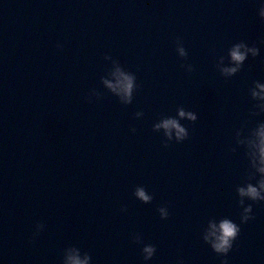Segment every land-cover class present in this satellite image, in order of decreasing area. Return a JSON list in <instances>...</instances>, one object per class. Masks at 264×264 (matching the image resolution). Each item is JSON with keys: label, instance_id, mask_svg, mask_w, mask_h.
I'll list each match as a JSON object with an SVG mask.
<instances>
[{"label": "water", "instance_id": "water-1", "mask_svg": "<svg viewBox=\"0 0 264 264\" xmlns=\"http://www.w3.org/2000/svg\"><path fill=\"white\" fill-rule=\"evenodd\" d=\"M261 3L0 0V264H60L68 247L90 264H145V245L147 264H264V203L237 191L250 183L264 196ZM238 42L259 54L225 75ZM118 69L135 76L128 105L107 87ZM168 118L188 139L175 143L173 130L165 148L155 125ZM238 199L252 205L245 224ZM225 218L240 233L221 257L210 225Z\"/></svg>", "mask_w": 264, "mask_h": 264}, {"label": "clouds", "instance_id": "clouds-1", "mask_svg": "<svg viewBox=\"0 0 264 264\" xmlns=\"http://www.w3.org/2000/svg\"><path fill=\"white\" fill-rule=\"evenodd\" d=\"M258 17L262 23H264V3H261L258 8ZM176 52L179 53L180 59H186L187 58V52L185 48L181 45V42L179 39L176 40ZM61 46L57 45V48L59 49ZM245 49L246 51L242 52L241 49ZM251 52L252 58L257 57L259 54V50L255 47H248L244 42H238L232 45L228 50V55L230 57V60L232 63L236 65V67H225L221 69V72L225 75L231 76L234 73H237L240 71L241 66L243 62L246 60L247 56L246 53ZM110 57H105L104 59H109ZM185 70L189 73L193 71L191 65L184 66ZM120 79L118 81V84L114 87L112 84H107V87L109 89H112L116 94L123 96L122 103L125 105L131 104L132 102V96L134 88L136 87L135 84V76L132 73L124 72L118 69ZM256 87L261 88L262 91H264V85H261L259 83L256 84ZM119 89V91H117ZM253 96L256 95V93L252 94ZM178 116L180 118H186L189 123H195L197 120V115L193 113L192 111H186L183 107H179L177 109ZM143 113L137 112L135 116H142ZM163 128L165 130V137L167 138V142L164 143L162 146L167 148L169 146V143L172 142V131H175V143L179 144L188 139V130L185 126L180 124L179 120L168 118L163 120L162 123L156 124L155 129ZM134 132L135 129H132ZM261 137V157H262V163H264V126H261V130L259 133ZM259 171L261 173H264V167L260 168ZM260 189L264 190V177L261 178L259 181ZM239 192V196H248L252 203H264V196L260 194V192L257 190L256 187L252 186L250 183L247 185V188L240 187L237 189ZM134 197L141 202L142 204H150L153 200L152 195L148 194L146 189L143 186H138L134 189L133 193ZM238 207L243 208V214L240 215V224H245L249 220L253 219V217L250 215L252 213V205L249 204L248 206H244V201L239 200L237 201ZM124 211V209H121ZM158 214L160 216L161 220H165L168 218V211L167 207H160L157 209ZM213 230V236L214 240L211 243V251L218 255V256H227L229 251L232 249L233 242L237 239L239 233H240V227L232 220L225 218L222 219L219 222V225H210ZM43 225H37L36 226V232L34 235H38L39 232L42 230ZM205 241L207 242V237H205ZM132 242L134 244H141V238L140 236L134 235ZM73 253V254H69ZM146 253L147 255H144ZM155 253V247L152 245H145L142 247V258L145 264H147V261L151 260L153 255ZM81 252L76 247H68L63 251L60 264H90L91 257L89 254L84 253L83 259H80ZM221 264H227V261L222 260Z\"/></svg>", "mask_w": 264, "mask_h": 264}]
</instances>
